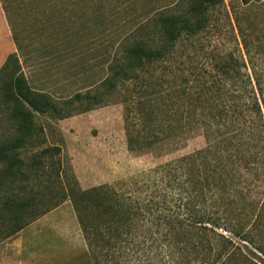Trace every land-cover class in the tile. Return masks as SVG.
Wrapping results in <instances>:
<instances>
[{
  "label": "trees",
  "instance_id": "1",
  "mask_svg": "<svg viewBox=\"0 0 264 264\" xmlns=\"http://www.w3.org/2000/svg\"><path fill=\"white\" fill-rule=\"evenodd\" d=\"M0 102L10 127L0 140V191H10L0 210L15 232L42 198L51 202L42 214L71 201L93 264H256L246 245L264 257V0H177L121 40L103 82L64 100L33 91L12 53ZM111 102L124 106L134 153L195 133L206 146L149 170L130 193L82 190L37 118ZM42 181L28 196L26 184Z\"/></svg>",
  "mask_w": 264,
  "mask_h": 264
},
{
  "label": "rangeland",
  "instance_id": "2",
  "mask_svg": "<svg viewBox=\"0 0 264 264\" xmlns=\"http://www.w3.org/2000/svg\"><path fill=\"white\" fill-rule=\"evenodd\" d=\"M225 3L229 7L236 0H225ZM1 15L0 7V28ZM3 111L0 105V140L10 128ZM37 123L45 128V145L61 148V159L70 168L74 181L82 190L108 185L130 193L136 190V183L149 170L206 146L204 137L195 133L171 141L154 152L134 153L127 144L124 106L117 102L75 113L64 119L49 114L41 115ZM31 152H23L20 156L28 160L33 155ZM35 184H26L28 196L32 190H44L47 186L43 181ZM55 190L57 202L60 200L61 187L55 186ZM8 192V189L0 191V208ZM261 192L260 188L254 192V196L259 198ZM41 200L44 199L33 204L31 210L36 212L23 218V229L17 232L15 222L9 218L7 210H0V261L3 264H93L71 201L42 214L51 207V202ZM236 242L242 244L238 240ZM246 246L256 257L245 252L251 261L260 264L264 257ZM228 261L231 264H242L232 258L226 259Z\"/></svg>",
  "mask_w": 264,
  "mask_h": 264
},
{
  "label": "crops",
  "instance_id": "3",
  "mask_svg": "<svg viewBox=\"0 0 264 264\" xmlns=\"http://www.w3.org/2000/svg\"><path fill=\"white\" fill-rule=\"evenodd\" d=\"M176 1L1 0L0 69L16 53L33 91L68 99L103 82L121 40Z\"/></svg>",
  "mask_w": 264,
  "mask_h": 264
}]
</instances>
